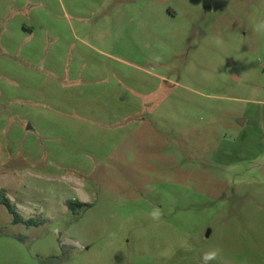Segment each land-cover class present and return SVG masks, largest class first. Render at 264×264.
<instances>
[{"label": "rangeland", "instance_id": "obj_1", "mask_svg": "<svg viewBox=\"0 0 264 264\" xmlns=\"http://www.w3.org/2000/svg\"><path fill=\"white\" fill-rule=\"evenodd\" d=\"M0 189V264H264V0H0Z\"/></svg>", "mask_w": 264, "mask_h": 264}, {"label": "trees", "instance_id": "obj_2", "mask_svg": "<svg viewBox=\"0 0 264 264\" xmlns=\"http://www.w3.org/2000/svg\"><path fill=\"white\" fill-rule=\"evenodd\" d=\"M0 205H3L7 211L12 215L14 223H23L26 226H38L41 224L39 221H35L32 218L24 219L16 210L15 206L11 203V201L6 197V193L4 189H0ZM65 205L72 209L74 206L82 207L85 204L81 202L75 201H66ZM65 247L62 245V248Z\"/></svg>", "mask_w": 264, "mask_h": 264}, {"label": "clouds", "instance_id": "obj_3", "mask_svg": "<svg viewBox=\"0 0 264 264\" xmlns=\"http://www.w3.org/2000/svg\"><path fill=\"white\" fill-rule=\"evenodd\" d=\"M153 218H159V216L161 215V211L159 209L155 210L154 212H152L150 214ZM213 256L215 255V253L212 254ZM212 257H206V259H210Z\"/></svg>", "mask_w": 264, "mask_h": 264}]
</instances>
